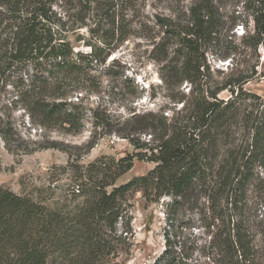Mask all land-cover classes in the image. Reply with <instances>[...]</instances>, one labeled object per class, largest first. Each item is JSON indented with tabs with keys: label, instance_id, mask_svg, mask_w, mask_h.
Wrapping results in <instances>:
<instances>
[{
	"label": "trees",
	"instance_id": "16d2710c",
	"mask_svg": "<svg viewBox=\"0 0 264 264\" xmlns=\"http://www.w3.org/2000/svg\"><path fill=\"white\" fill-rule=\"evenodd\" d=\"M136 2L0 0V101L5 93L14 95L11 104L24 110L43 139L21 146L18 130L1 115L0 135L13 153L63 150L71 175L65 200L54 207L0 184V264L122 263L133 246L130 196L137 191L147 204L169 198L165 247L152 264H192L189 247L177 239L176 221L182 208L200 206L216 264H264V192L255 204L251 199L256 167H264V99L245 90L257 72L221 82L207 58L246 18L252 31L240 45L226 44L220 56L244 46L262 49L264 57V0H233L242 11L233 8L227 19L218 0H194L187 9L170 5V13L155 14L149 21L163 33L167 100L153 101V108L142 103L156 95L110 60L128 38ZM140 27L152 30L142 20ZM80 43L87 50L76 48ZM225 89L228 99L219 96ZM88 129L80 144L51 135ZM106 135L128 139L135 152L82 164ZM135 159L154 166L118 183Z\"/></svg>",
	"mask_w": 264,
	"mask_h": 264
},
{
	"label": "rangeland",
	"instance_id": "374dc122",
	"mask_svg": "<svg viewBox=\"0 0 264 264\" xmlns=\"http://www.w3.org/2000/svg\"><path fill=\"white\" fill-rule=\"evenodd\" d=\"M194 0H137L139 11L128 19L131 20V29L127 40L112 54L110 60L116 58L119 70H124L126 75L136 84L142 85L150 94H155L156 99L152 101L147 98L144 104L153 108V101L158 104L166 102L167 90L162 82L161 76L166 74L164 68V56L160 53L162 49L163 33L159 28L153 30V16L157 13H170L169 7L172 5L188 8ZM221 11L224 12L225 19L231 14L233 8L242 11V3L235 7L233 0H218ZM141 7V10H140ZM141 11V17H140ZM132 14V12H129ZM150 23L152 30L140 27V21ZM253 29L251 18L239 24L233 30H228L223 36L225 45L212 46L207 58L211 65V72L218 81H225L232 74L252 73L257 74L245 84V90L253 92L264 99V57L262 49L255 51L251 48L241 47L240 51L222 58L220 55L227 50V45L241 44L243 36ZM165 41H163L164 43ZM76 48L87 50L82 44H75ZM260 56H258V55ZM233 72V73H232ZM152 85V87H148ZM186 85V84H185ZM190 84L185 88L188 91ZM219 96L228 99L231 92L228 89L222 90ZM15 96L5 93L0 101V115L8 118L18 130L21 146L25 144L30 148L37 146L33 143L42 140L43 137L29 127L28 118L24 110L18 106H13L11 102ZM140 109V102L138 108ZM52 137L60 141L71 143H84L88 140L89 129L80 135H64L60 132H53ZM135 152L134 146L128 139L117 135H106L83 156L81 163L87 165L101 156H112L121 158L129 153ZM68 164V154L57 148L37 149L32 152L17 151L10 152L5 145V141L0 135V184L11 189L17 194L29 196L41 201L48 206L54 207L65 200L67 189L71 183ZM154 163L135 159L134 166L124 174L118 183H124L135 176L146 174ZM258 178L252 187V202L258 199L257 196L264 192V167H256ZM81 199H77L75 203ZM168 197L159 202L147 204L140 191L134 192L130 196L132 229L134 233L131 254L127 260H122L120 264H152L161 254L165 247V230L167 229V208ZM73 204L74 201L72 202ZM256 202H253L255 204ZM264 207V206H262ZM200 206L198 209L182 208L176 221L177 239L186 243L189 247V262L192 264H216L217 256L210 254V241L212 233L202 214L205 210ZM205 215V214H204ZM203 218V219H202ZM257 246L262 248L263 242L259 237ZM207 247V248H206ZM210 254V255H209ZM215 258V259H214Z\"/></svg>",
	"mask_w": 264,
	"mask_h": 264
}]
</instances>
